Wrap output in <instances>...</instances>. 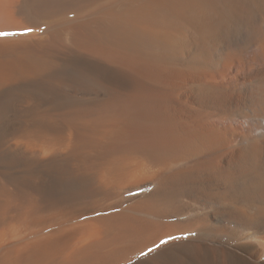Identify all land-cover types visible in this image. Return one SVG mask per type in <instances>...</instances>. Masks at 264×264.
Returning a JSON list of instances; mask_svg holds the SVG:
<instances>
[{
	"label": "bare ground",
	"instance_id": "obj_1",
	"mask_svg": "<svg viewBox=\"0 0 264 264\" xmlns=\"http://www.w3.org/2000/svg\"><path fill=\"white\" fill-rule=\"evenodd\" d=\"M0 33V264H264V0H0Z\"/></svg>",
	"mask_w": 264,
	"mask_h": 264
},
{
	"label": "snow or ice",
	"instance_id": "obj_2",
	"mask_svg": "<svg viewBox=\"0 0 264 264\" xmlns=\"http://www.w3.org/2000/svg\"><path fill=\"white\" fill-rule=\"evenodd\" d=\"M30 31V30H29ZM9 33H0V35H8ZM26 34V33H25Z\"/></svg>",
	"mask_w": 264,
	"mask_h": 264
}]
</instances>
